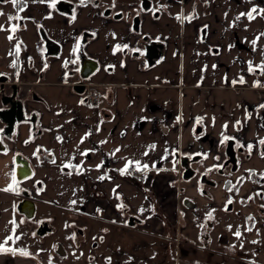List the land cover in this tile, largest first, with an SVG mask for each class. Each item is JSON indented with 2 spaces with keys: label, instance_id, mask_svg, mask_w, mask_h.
Here are the masks:
<instances>
[{
  "label": "crops",
  "instance_id": "0c3cea01",
  "mask_svg": "<svg viewBox=\"0 0 264 264\" xmlns=\"http://www.w3.org/2000/svg\"><path fill=\"white\" fill-rule=\"evenodd\" d=\"M57 1L0 0V109L15 85L28 118L0 142V249L18 238L23 189L36 206L96 219L118 216L120 195L134 211L147 208L151 190L176 221L172 155L212 156L225 134L255 143L242 168L264 175V0H152L153 11L134 12L141 11L143 34L162 43L153 64L132 19L114 16L125 11L120 3L106 15L100 0H72V13ZM42 30L60 43L58 54H45ZM86 32L83 50L99 62L87 82L103 93L95 105L73 86ZM17 154L32 167L26 180L16 178ZM132 167L144 175L125 176L143 182L120 174ZM12 250L0 252V264H48Z\"/></svg>",
  "mask_w": 264,
  "mask_h": 264
},
{
  "label": "flooded vegetation",
  "instance_id": "af4514ba",
  "mask_svg": "<svg viewBox=\"0 0 264 264\" xmlns=\"http://www.w3.org/2000/svg\"><path fill=\"white\" fill-rule=\"evenodd\" d=\"M85 1L80 0L78 4ZM57 2L58 6L64 7L69 13H72L76 6V3L72 0H58ZM139 3L142 11H148L154 5L152 1L150 8L145 9L143 1L139 0ZM111 12V7H106L104 10L106 15ZM124 12L123 10L117 11L114 16L122 17L127 14L128 18L132 19L133 17V28L138 22L140 29L141 11L132 13L130 9L126 13ZM134 30L136 29L134 28ZM41 32H44V30ZM87 34L88 32L84 33L79 40L78 58L81 53H85L83 45L88 38ZM152 40L157 39H149L145 34L144 55L146 54V45ZM136 54L140 55V51H137ZM144 59L147 61L146 56H144ZM77 78L82 79L79 72ZM84 80L86 81L87 78ZM96 88L91 84L90 89L92 91L100 92ZM14 90L15 88L12 87L9 93L4 94L11 95ZM87 90L85 89L84 92H87ZM250 142V140L238 139L235 136L225 134L214 144L212 156L203 153L201 150L191 149L178 150L172 155L173 161L176 159L174 162L179 164L178 170L180 172V176L177 173L179 196L177 201L178 219L176 221H172L168 217L165 207H162V204L156 199L158 193L151 190L147 193L150 200L149 206L141 211H134L128 201L120 195L116 209L118 216L114 219L104 217L96 219L83 215L81 211H70L71 218L68 222L72 232L70 240L69 242L65 240L54 241L50 248L45 250L48 255V264H68L66 260L73 257L74 252L85 255L84 261H79V264H96L99 259L108 264H120L119 258L122 255L134 263L136 260L135 245L139 247L138 243L142 241L141 238L145 242L141 246L146 251L150 250L153 253L150 256L147 254V257L144 258L145 264H222V262L217 261V255L221 259H224L223 257L226 259L231 258L234 255L237 259H241L240 261L243 264L249 263L248 259L257 247L255 244L262 240L264 223L257 224L254 221H248L244 224L245 228L240 232L239 227L235 228V225L229 221H220L215 214L214 207L219 205L232 209L237 200L246 202L244 206L249 202L255 203L256 192L259 196H263L264 175L253 171L247 175L242 168L243 162L249 160L252 153L249 146L253 145L255 147V143ZM260 148L264 151V141H261ZM200 166H202L201 169ZM140 170L142 171V169ZM185 171L191 173L187 178L184 175ZM124 175L126 174L124 173ZM198 175L200 176V182L197 181L199 186L207 191L209 195H211V192L208 190V186H216L219 182L225 186V189L230 191L225 204L213 200L212 207L206 210L202 209L192 196L185 194V187L181 184L182 180L196 179ZM242 187H245L246 190L242 191ZM22 191L26 192L27 190L23 189ZM238 192L241 195H237ZM170 200L172 201V197ZM189 210L193 213L195 224L187 223L185 213ZM99 213L103 215L104 209L100 208ZM239 214H242V212L239 211ZM83 216H86L87 221L82 218ZM54 219V216L36 217V212L31 218L20 213V222L27 225L30 234H33L36 238L35 244L37 246L45 244L46 237L56 231ZM83 221L88 223H82ZM48 225L51 227L50 231L47 233L39 232ZM222 226L229 228L228 232L220 230L219 228ZM138 237L141 238L136 239ZM125 244H130V250L125 249ZM110 245L117 249L116 259L110 253ZM0 250V252L9 253L12 249L3 248ZM13 252L24 253L22 250ZM156 256H159L158 261L154 260ZM244 258H247V261ZM151 259H153L152 262Z\"/></svg>",
  "mask_w": 264,
  "mask_h": 264
},
{
  "label": "rangeland",
  "instance_id": "374dc122",
  "mask_svg": "<svg viewBox=\"0 0 264 264\" xmlns=\"http://www.w3.org/2000/svg\"><path fill=\"white\" fill-rule=\"evenodd\" d=\"M119 3L121 4V7L124 8L125 12H127L130 9L133 10V13L137 9L141 10L139 0H100V5L103 8L107 7V6L109 7L111 4H112V6H115ZM157 6H158V4H154L152 6V8L149 10L153 11ZM132 19H133V17H132ZM143 32L144 31L142 30V28L135 31L136 34H139L137 37H141L142 41L145 40V34H143ZM144 48L145 47L143 46V49ZM96 73H97V71L95 73H93L92 75H95ZM76 84H78V79L73 82V85H76ZM259 88L260 87H258L257 89H259ZM172 163H173V171H174V173L172 174L173 175L172 178L176 179L177 173L180 176V172L178 170L179 164L175 163L173 161V159H172ZM199 168L201 169L202 166H200ZM130 169L134 170V169H136V167H132ZM120 174L123 177H128V176L123 175V173H120ZM128 178H131L133 181H136V182L137 181L143 182V180L134 179L133 177H128ZM199 178H200V176L198 175L196 177L197 180L194 178H193L194 180L193 179L182 180L181 184L183 187H185V191H186L185 194H189L190 196H192L195 199L196 203H198V205L202 209H206V206L209 205V203H212L213 200H215L214 202H218L220 204L221 203L225 204V201H226L230 191L225 189V186L220 184V182H219L218 184H216V186L215 185L214 186H208V190L211 192L210 193L211 195H209V193H207V191L203 190L199 186V184H198V182H200ZM26 179H24V180H26ZM159 184L160 185L162 184L161 180H160ZM175 186L178 187V183L175 182ZM262 187L264 188V183H263ZM163 188H165V187H163ZM128 190H130V189H128ZM237 195H241V193L238 192ZM245 203L246 202H240L239 200H237L236 203L233 205L232 209H227V207H225V206L217 205L214 207V211H215L217 218L220 221H222V222L229 221L230 223L235 225V228L239 227L240 232H242V230L245 228L244 224L247 223L248 221H254L257 224L264 223V194H263V196H259L258 192H256L255 193V203L249 202V204H246L244 206ZM172 211H173V209H172ZM239 211H241L242 214H239ZM73 215L76 216V214H74V213H73ZM39 216H43V217L54 216V218H55L53 222H54V225L56 226V231L54 233L49 234L46 237V243L45 244H41L40 246H37L35 244L36 238L34 237L33 234H30L27 225L22 224L21 222L17 221L15 230H16V233L18 234V238L17 237L15 238V241H13L12 245H10V242L6 243L5 247L14 249L13 251H21L22 250L24 252L34 254L35 257L37 256L36 258L39 261H43V263H44V259L45 260L48 259V255L46 254L45 250L49 249L50 245L54 241L65 240V241L69 242L72 232L68 226V222H69V218H71V216H70V213L67 211H64V210L58 209L55 206H52V205L49 206L47 204L40 203V202L37 203V209H36V217H39ZM185 216H186V220H187L188 224H195V219L193 217V213L191 210L186 211ZM82 218L85 219L86 216H83ZM86 221H83L82 223H88ZM1 222H5V220H3ZM95 222H97V221L95 220ZM2 228L5 231H7L9 229L5 225H2ZM219 229L225 230L226 232H228V230H229V228H227L225 226H222ZM140 238L138 237L136 239H140ZM141 240L142 241H139V243H138L139 247H137L135 245L136 252H134V253L136 256V260L134 261V263H132V261H129L126 256L122 255V257L119 258L120 264H145L144 258L147 257V254L150 256L153 253L150 250L146 251L143 248V246H141V245L145 244V242L143 241L142 238H141ZM129 245L130 244H125L126 250H130ZM255 245L257 247L255 248L254 252L251 254L252 259H249L250 260V261H248L249 263H246V264H264V234H263L262 240L260 242L256 243ZM109 248H110L111 255L114 256V258L116 259L115 255L118 254L117 249L113 248V245H110ZM256 249H258V250H256ZM11 255H19V253H13ZM219 257L220 256L217 255V261L222 262V264H224V263L225 264H243L236 257H231L229 259L228 258L226 259L225 257H223L224 259H221V257L220 258ZM84 259H85V255L83 253L79 254L78 252H74L73 257H70L66 261L68 264H79V261H84ZM158 259H159V256H156V258H154L155 261H158ZM152 261H153V259H151V262ZM96 264H108V263L102 259H99V261H97Z\"/></svg>",
  "mask_w": 264,
  "mask_h": 264
},
{
  "label": "water",
  "instance_id": "95a60500",
  "mask_svg": "<svg viewBox=\"0 0 264 264\" xmlns=\"http://www.w3.org/2000/svg\"><path fill=\"white\" fill-rule=\"evenodd\" d=\"M143 6L145 9L150 8L151 0H142ZM60 7V6H59ZM63 10L66 11L64 7ZM108 13V11H106ZM121 15V14H119ZM134 28L136 30L139 29L138 22L136 25H134ZM42 37L45 41V47H46V55H56L61 51V45L59 42H57L55 39L49 37L45 32H42ZM161 47L162 43H160L157 40H152L146 45V59L149 64H153L157 58L161 55ZM80 59V68H79V74L81 76L80 82H83V79L89 78L97 69L99 66L98 61L87 55L86 53H81L79 56ZM15 90L11 95H2V101L7 107L0 109V117L4 123V127L0 132V142L2 141V138L4 135L11 136L15 129L16 124L23 120L28 119L26 117L25 107L23 101H21L19 98H17V89L15 85H12ZM74 89L79 92L83 93L86 89L85 84H76L73 85ZM32 121H34L32 119ZM198 130L200 131L201 128L199 127ZM5 147L4 145L2 146ZM176 161V159H174ZM32 174V167L27 159H25L22 155L17 154L16 155V166H15V175L18 180H23L30 176ZM185 177H189L191 173H187L185 171L184 173ZM23 198L20 199L17 203V209L20 213L26 215V217L31 218L34 216L36 212V201L34 198L31 197L30 193L28 191L23 192ZM47 224V222H45ZM43 228V227H42ZM51 230V227L48 225V227L43 228L40 230V233H47Z\"/></svg>",
  "mask_w": 264,
  "mask_h": 264
},
{
  "label": "built area",
  "instance_id": "2783aa9c",
  "mask_svg": "<svg viewBox=\"0 0 264 264\" xmlns=\"http://www.w3.org/2000/svg\"><path fill=\"white\" fill-rule=\"evenodd\" d=\"M78 84H85L86 87H88L86 99H87V102L90 103V104L97 103L98 100L103 96L102 92L92 91L90 89L91 84L88 83V82H80V81H78ZM124 173L126 175H130L131 174V175H133L135 177H141L143 175V173H142V171L140 169H134V170L125 169Z\"/></svg>",
  "mask_w": 264,
  "mask_h": 264
}]
</instances>
